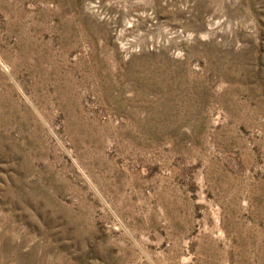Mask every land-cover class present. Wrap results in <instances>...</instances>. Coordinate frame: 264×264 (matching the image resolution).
<instances>
[{
    "label": "rangeland",
    "instance_id": "obj_1",
    "mask_svg": "<svg viewBox=\"0 0 264 264\" xmlns=\"http://www.w3.org/2000/svg\"><path fill=\"white\" fill-rule=\"evenodd\" d=\"M0 264H264V0H0Z\"/></svg>",
    "mask_w": 264,
    "mask_h": 264
}]
</instances>
